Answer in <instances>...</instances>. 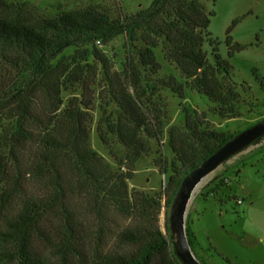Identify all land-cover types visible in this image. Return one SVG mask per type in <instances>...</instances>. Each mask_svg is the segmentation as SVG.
<instances>
[{"label":"trees","instance_id":"obj_1","mask_svg":"<svg viewBox=\"0 0 264 264\" xmlns=\"http://www.w3.org/2000/svg\"><path fill=\"white\" fill-rule=\"evenodd\" d=\"M23 7L19 0H0V264H183L171 247L170 227L167 234L160 227L163 201L173 210L184 179L240 132L200 130L205 121L191 122L195 114L185 109V125L168 132L174 157L165 164L171 173L164 192L132 191L137 164L154 152L152 141L159 143L168 117L145 71L160 65L150 48L137 44L144 33L166 37L174 45L165 47V58L178 66L187 87L206 96L217 115L242 116L232 65L209 31L214 13L199 0H154L118 18L92 4L32 20ZM237 21L227 31L230 55L244 48L230 35ZM119 35L126 37L128 56L117 71L93 44ZM74 46L82 49L67 61L64 51ZM91 60L102 65L106 84L99 136L124 149L116 169L92 147V99H63L66 83L86 80ZM174 85L182 96L184 88ZM118 218L126 224L113 231ZM187 234L194 252L201 250L189 223Z\"/></svg>","mask_w":264,"mask_h":264},{"label":"rangeland","instance_id":"obj_2","mask_svg":"<svg viewBox=\"0 0 264 264\" xmlns=\"http://www.w3.org/2000/svg\"><path fill=\"white\" fill-rule=\"evenodd\" d=\"M24 3V14L30 19L43 16H56L62 12L88 5H98L118 18L139 12L152 6L154 0H19ZM207 12H213L209 31L219 43L221 56L233 68V80L238 84L243 102L239 105L242 116L224 118L213 111L214 104L196 90L187 87L186 79L177 65L165 58V47H173L163 36L144 33L137 47L139 50L151 49L160 66L146 67L147 79L159 88L168 105L166 127L159 143L152 141L154 152L137 164L134 178L130 182L132 191L141 190L152 195L162 193L170 168L166 173L165 164L174 157L169 147V129L185 125V109L195 117L191 122L204 120V128L216 131L242 132L264 117V0H199ZM230 35L234 42L244 46L230 55L227 45V31L233 21ZM95 51L120 71L126 64L128 44L125 35L115 37L109 43L96 42ZM82 48L68 47L65 58L72 59ZM204 50L212 63V47L209 43ZM185 67L188 63L183 62ZM84 81L66 83L63 99L81 97L92 99L94 116L91 125L92 147L104 158L111 168H118V160L124 149L115 140L105 144L98 131L99 119L103 115L101 107L102 91L106 84L104 69L99 62H89ZM76 73V72H75ZM73 73V74H75ZM82 73V72H81ZM78 74V73H77ZM165 83L168 87L162 86ZM164 84V85H165ZM174 84H180L183 95L175 93ZM113 110V105L108 107ZM252 111H248L249 109ZM204 114V118L202 117ZM201 116V117H200ZM193 127L194 124H193ZM199 127V126H198ZM199 128H194V131ZM190 134V133H189ZM192 135V134H190ZM112 139V138H111ZM192 139V138H191ZM193 142V139L190 140ZM162 158L161 167L155 166V159ZM239 201V202H238ZM160 214V227L167 234L170 227L169 210L163 201ZM196 233L201 250L196 254L209 264H264V138L253 143L244 152L232 157L200 189L194 198L187 218ZM126 224L118 218L113 231ZM113 236L107 237V247L113 245ZM175 251V244L171 246Z\"/></svg>","mask_w":264,"mask_h":264},{"label":"water","instance_id":"obj_3","mask_svg":"<svg viewBox=\"0 0 264 264\" xmlns=\"http://www.w3.org/2000/svg\"><path fill=\"white\" fill-rule=\"evenodd\" d=\"M263 135L264 120L238 133L184 179L169 225L175 239L176 254L183 264H203L194 252L187 234L188 213L197 193L226 162L244 152Z\"/></svg>","mask_w":264,"mask_h":264},{"label":"built area","instance_id":"obj_4","mask_svg":"<svg viewBox=\"0 0 264 264\" xmlns=\"http://www.w3.org/2000/svg\"><path fill=\"white\" fill-rule=\"evenodd\" d=\"M98 42H100V41H98Z\"/></svg>","mask_w":264,"mask_h":264},{"label":"crops","instance_id":"obj_5","mask_svg":"<svg viewBox=\"0 0 264 264\" xmlns=\"http://www.w3.org/2000/svg\"><path fill=\"white\" fill-rule=\"evenodd\" d=\"M239 202V201H238Z\"/></svg>","mask_w":264,"mask_h":264}]
</instances>
